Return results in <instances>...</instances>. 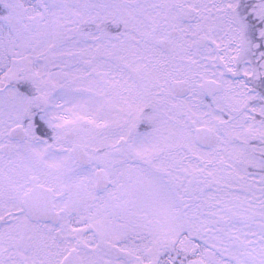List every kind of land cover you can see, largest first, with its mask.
Instances as JSON below:
<instances>
[{"label": "snow or ice", "instance_id": "obj_1", "mask_svg": "<svg viewBox=\"0 0 264 264\" xmlns=\"http://www.w3.org/2000/svg\"><path fill=\"white\" fill-rule=\"evenodd\" d=\"M0 264H264V0H0Z\"/></svg>", "mask_w": 264, "mask_h": 264}]
</instances>
